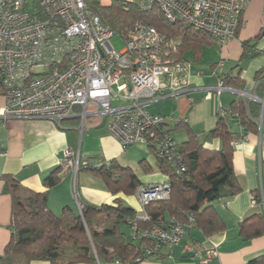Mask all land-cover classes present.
I'll return each mask as SVG.
<instances>
[{
    "label": "built area",
    "instance_id": "1",
    "mask_svg": "<svg viewBox=\"0 0 264 264\" xmlns=\"http://www.w3.org/2000/svg\"><path fill=\"white\" fill-rule=\"evenodd\" d=\"M143 10L159 9L172 24H184L217 39L221 48L235 38L250 0H124ZM111 0H101L110 4ZM264 11V10H263ZM264 28V27H263ZM119 35L88 6L87 0H0V84L4 89V119L81 118V130L89 118L106 123L109 133L124 149L140 143L152 147L181 173L186 166L178 146L167 131L169 121L188 122V118L151 113L147 105L192 91V64L180 56V42L168 38L152 25L135 23L120 35L124 48L107 49ZM226 89L223 78L212 88L218 94ZM88 162L71 149L64 150L60 167L72 169L74 193L76 177ZM144 210L130 223L135 240L148 238L156 243L148 254L163 247L181 244L186 229L196 225L193 213L187 223L176 219L141 227L149 220L146 206L167 200L169 181L141 185L136 193ZM256 202L255 195H252ZM185 250L210 264L219 256L214 245L193 240ZM140 261V258L137 259Z\"/></svg>",
    "mask_w": 264,
    "mask_h": 264
},
{
    "label": "crops",
    "instance_id": "2",
    "mask_svg": "<svg viewBox=\"0 0 264 264\" xmlns=\"http://www.w3.org/2000/svg\"><path fill=\"white\" fill-rule=\"evenodd\" d=\"M263 10L264 0H250L242 14L237 36L227 39L223 48L212 36L203 44L199 57L191 50L181 55L192 64V91L188 95L159 99L147 105V109L154 114L188 118L186 123H167L171 135H176L177 143L188 138L186 129L182 127L185 124L194 131L200 142L217 149L219 141L208 135L216 126L219 113L229 109L231 103L239 98L258 102L264 99V96L258 95L259 81L256 80L257 73L264 72V35L255 42L264 27ZM226 76L239 77L240 80H234L236 84L227 85L220 94L212 90ZM164 101L168 103L160 110L151 109L155 103ZM5 105V98L0 94V256L10 241L13 222L12 197L6 193V177H14L32 191L47 192L48 206L57 215L66 206L75 209L77 201L73 170L60 167L66 148L79 154L82 159L91 160L90 165L93 167L109 166L112 162L131 167L144 185L169 181L168 174L160 168L159 159L150 145L140 143L124 149L109 133L106 123H100L97 118L87 119L82 131V121L78 116L64 118L58 123L48 119H4ZM180 123L183 124L178 126ZM233 128L241 129L239 125ZM173 131L180 132L173 135ZM142 160L149 164V171L141 164ZM233 160L241 191L232 198L213 203L225 224L224 229L206 235L195 227L187 228L181 244L163 246L160 249L161 257L152 256L138 264H200L197 258L185 250V245L193 240L218 247L219 256L210 264H251L259 257H262L259 264H264V234L245 241L239 233V224L244 219L264 212L263 204L252 200V195L262 190L264 185V132L248 133L244 140L236 142ZM86 170L89 169L80 170L76 177L80 203L112 205L116 199H120L138 214L144 212L135 194L121 192L113 195L92 170L93 176L82 173ZM52 174L58 176V181L48 186L45 179ZM32 264L51 263L34 261Z\"/></svg>",
    "mask_w": 264,
    "mask_h": 264
},
{
    "label": "trees",
    "instance_id": "3",
    "mask_svg": "<svg viewBox=\"0 0 264 264\" xmlns=\"http://www.w3.org/2000/svg\"><path fill=\"white\" fill-rule=\"evenodd\" d=\"M87 1L102 22L119 35L125 34L135 23L142 22L155 26L168 38L180 40V56L191 50L199 57L203 44L212 38L190 26L170 23L157 8L146 11L138 4L124 0H111L107 5L101 4V0ZM263 35L264 28L255 42ZM245 45L248 46V42ZM234 80L240 79L223 77L225 86L236 84ZM256 80L259 81L258 95L264 96L263 71L257 73ZM3 93L0 84V94ZM234 125H239L241 129L235 130ZM182 127L186 129L188 138L181 143L175 142L186 168L176 173L165 159L156 154L160 168L169 176L171 195L167 200L146 206L149 220L140 221V224L146 228L173 218L186 224L188 215L193 213L196 218L194 227L209 235L225 227L213 203L232 198L241 191L234 170L235 143L244 140L248 133L264 132L263 105L255 100L239 98L231 103L229 109L222 110L216 126L208 135L219 141L217 149L200 142L194 131L185 124ZM167 131L171 135L168 128ZM90 161L87 160L88 166L84 168L99 176L107 191L113 195L121 192L133 195L144 185L131 167L119 166L114 162L109 166L93 167ZM141 164L150 170L145 160ZM57 181L58 176L52 174L45 179V184L51 186ZM6 193L12 197V234L0 256V264H32L34 261H48L51 264H138L152 256H162L161 248L155 254L147 253L156 247V243L148 238L138 242L133 238L127 239L124 228L130 229V223L136 219L138 212L120 199H116L115 204L100 206L81 202L82 214L80 210L66 206L57 215L48 206L47 192L32 191L14 177H6ZM255 198L257 203L264 206V185L262 190L255 192ZM239 233L245 241L263 235L264 212L244 219L239 224ZM261 259L256 258L251 264H259Z\"/></svg>",
    "mask_w": 264,
    "mask_h": 264
},
{
    "label": "rangeland",
    "instance_id": "4",
    "mask_svg": "<svg viewBox=\"0 0 264 264\" xmlns=\"http://www.w3.org/2000/svg\"><path fill=\"white\" fill-rule=\"evenodd\" d=\"M105 5H107V3H105ZM124 46H125L124 41H123V39H122V37L120 35H116L108 43H106V48L107 49L115 48L118 51L119 50H122L124 48ZM166 103H168V102L167 101L157 102V103H155L152 106L151 109H153V111L160 110ZM176 132H180V131H173L172 134L175 135ZM174 140L175 141H178L176 135L174 137ZM91 172H92L91 170L82 171V173L91 174V176H93ZM81 184H82V181H81ZM74 208H75V210L76 209L78 210L77 205ZM124 231L126 232L127 239L128 240H131L132 239V236H131L130 229L129 228H124ZM135 242H138V241L136 240Z\"/></svg>",
    "mask_w": 264,
    "mask_h": 264
},
{
    "label": "water",
    "instance_id": "5",
    "mask_svg": "<svg viewBox=\"0 0 264 264\" xmlns=\"http://www.w3.org/2000/svg\"><path fill=\"white\" fill-rule=\"evenodd\" d=\"M260 102L263 104V109H264V99L260 100Z\"/></svg>",
    "mask_w": 264,
    "mask_h": 264
}]
</instances>
